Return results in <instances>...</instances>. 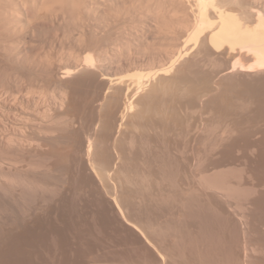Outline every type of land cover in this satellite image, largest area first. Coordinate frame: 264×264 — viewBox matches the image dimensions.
I'll return each instance as SVG.
<instances>
[{"label":"rangeland","instance_id":"obj_1","mask_svg":"<svg viewBox=\"0 0 264 264\" xmlns=\"http://www.w3.org/2000/svg\"><path fill=\"white\" fill-rule=\"evenodd\" d=\"M229 7L239 8L205 9L213 20ZM201 9L199 0H0V98L30 119L50 108L68 118L54 122L50 175L25 145L9 156L21 171L3 168L0 227L17 213L30 233L27 256L0 264H264L261 79H218L239 51L191 39ZM180 52L165 75H132ZM14 120L19 132L5 135L37 138L34 122Z\"/></svg>","mask_w":264,"mask_h":264},{"label":"bare ground","instance_id":"obj_2","mask_svg":"<svg viewBox=\"0 0 264 264\" xmlns=\"http://www.w3.org/2000/svg\"><path fill=\"white\" fill-rule=\"evenodd\" d=\"M199 1L202 5V9L200 11L199 21L197 22L194 32L191 35V39L196 41L202 40L204 43L205 41H207L208 46H210V48L216 51L223 50L226 47L231 49V52L233 51L234 53L236 50L239 51L238 55L234 53V55H232L233 59H238L237 63H235L232 67L222 71L220 73L221 75L219 76L220 78L218 79L222 80V77L231 72L248 73L259 77L261 79L262 90L260 97L256 96L255 103H257V108L259 107L258 110L264 113V1L253 0L251 3H243L241 2V0ZM122 2H124V0H116V4H121ZM210 2H212V4L217 3L219 5L226 3L235 4L239 8L229 7L220 11L216 10L217 12H214L213 20H210V12L208 11V9H205V6ZM243 52H245V54ZM182 56L183 52H180L178 55L171 53L170 55H164L163 57L160 56L161 60L158 59L159 62H162V64H160L161 66L159 65L160 68L155 69L153 72H136L132 75L140 78H143L145 76L149 77L165 75L169 71L173 70L180 63ZM153 57L155 58V56ZM154 58H152L153 61ZM152 59L150 60L152 61ZM155 62L157 63L156 59ZM84 64L88 68L93 67L95 64L94 57L91 54H88V56L84 58ZM74 65L75 64L72 63V65H70L71 68H64L65 70L63 74L66 77H69L75 72H77V66ZM152 65L154 64H151V66ZM105 79H107L106 76ZM136 95L137 93L132 96V99L128 100L127 107L125 108L127 112L129 110L132 111L135 107L133 102L136 98ZM63 106L64 103L57 102L53 105V110H55L56 108L62 110ZM58 118L68 119L66 114L54 116L52 113V108H50L49 111H45V113L42 115L41 121L30 119L26 116V113L23 110L21 111L20 109L16 108L13 104H9L5 100L0 98V149H2V153L0 154L1 200L3 196L4 198L5 195L8 196L6 187H9V183L7 182L8 176L5 175L3 168L4 166L6 167V164H8L10 169L14 168L18 171H21V169L18 168V162L13 161L9 156L13 153H19L20 148L22 146L25 145L23 152H26L28 157L37 156L39 158L44 159V161H42V163L40 164V167L43 170L41 173L43 175H50L52 173L53 168L56 166L54 159L57 156V152L53 147L52 134L55 132V119ZM122 118L124 119V117ZM14 119L20 120V123L26 127L31 122H34L30 129L36 133L37 138L26 139L21 135L18 136V134L5 135V133H9L11 132V130L14 131V133L19 132L18 128L13 126L15 124H13L12 122L16 121ZM9 123L12 125H10ZM119 125L121 124L119 123ZM120 128L121 126H118L117 133L120 132ZM21 132L24 133L23 131ZM87 150L88 154L92 153L93 146L91 142H88ZM113 153L115 156L113 167L116 168L121 153L117 149H114ZM27 166L29 167L30 164H28ZM21 182L23 184L28 183L30 185H35V179L32 180L30 177H24ZM11 195L13 196L12 193ZM2 212H4L3 209L1 210L0 214H2ZM12 214H15L14 211H12ZM16 214L13 216V218L11 217V224L8 225L7 223V226L6 223H4L6 227L3 225H1L0 227V261L4 259H14V261L18 260L19 262L20 259L22 260L23 257L27 256L25 248L23 249V247L25 246V244L23 243H25V238L28 237L30 232H28V228L25 226V224H23V219ZM21 228L23 229V233L18 231V229Z\"/></svg>","mask_w":264,"mask_h":264}]
</instances>
